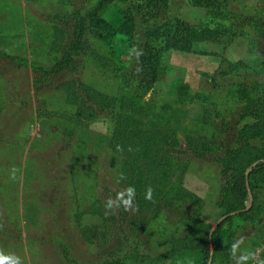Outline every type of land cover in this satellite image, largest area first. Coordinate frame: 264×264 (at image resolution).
Instances as JSON below:
<instances>
[{
	"label": "rangeland",
	"instance_id": "obj_1",
	"mask_svg": "<svg viewBox=\"0 0 264 264\" xmlns=\"http://www.w3.org/2000/svg\"><path fill=\"white\" fill-rule=\"evenodd\" d=\"M94 2L0 0V53L28 61L0 57V252L18 257L20 264H204V253L186 250L156 262L174 240L188 236L185 224L196 211L192 202L159 201V215L153 216L138 210L134 198L135 211L105 215V201L131 185L117 183L124 159L109 144L114 114L97 98L88 102L89 118L81 117V87L109 97L134 88L146 78L142 43L155 22L178 18L202 28L218 21H210L212 9L224 11L220 22L229 29L227 43L208 45L205 55L167 52L160 79L143 97L163 113L160 131L173 132L178 141L157 146L160 157L169 152L167 158L179 165L173 182L199 198L198 220L215 226L224 215L220 205L231 179L226 160L248 147L264 149V138L241 137L264 108V0H221L212 9L172 0L157 21L136 14L134 48L116 39L113 58L105 43L87 34V52L59 66L77 17ZM104 19L116 24V9ZM34 63L43 70H34ZM53 68L57 71L47 72ZM183 85L193 103H179ZM239 89L246 96L237 94ZM178 111L182 114L175 117ZM253 199L261 207L259 221L234 218L217 229L215 245L220 237L221 242L212 264H235L230 248L236 241H241L237 258L253 253L264 260V185L253 191ZM90 230L98 234L93 243ZM145 257L152 260L142 261Z\"/></svg>",
	"mask_w": 264,
	"mask_h": 264
},
{
	"label": "trees",
	"instance_id": "obj_2",
	"mask_svg": "<svg viewBox=\"0 0 264 264\" xmlns=\"http://www.w3.org/2000/svg\"><path fill=\"white\" fill-rule=\"evenodd\" d=\"M171 1L134 0L131 7H124L123 5L128 4L130 0H95L85 15L77 17L72 42L59 66L64 65L63 63H67L69 66L74 54H79L82 51L87 52V45L84 42L87 34H94L105 43L113 58L117 54V47L114 44L116 39H122L130 49L134 48L137 27L136 14H140L146 20L157 21L162 15H165ZM186 2L197 7L212 9L215 5L220 6L221 0H186ZM113 8L118 13L116 24L104 19L106 12ZM223 15L224 11L220 7L212 9L209 14L210 21H218L213 23L214 26L202 28L189 26L178 18H166L161 22H155L154 26L144 34L142 43L143 50L140 61L146 78L138 81L139 83H136L134 88H125L118 95L109 97L101 96L98 92L90 93L84 85L81 87L80 99L82 102L80 107L82 109H79L78 112L81 117L89 118L88 112H86L89 111L88 102H95L98 98L101 107L110 110V113L114 114L116 118V127L109 144L115 153L123 156L122 173L126 177L124 181L135 188L138 210L150 211L153 216H158L159 201L162 200L171 205L180 204L181 206L184 203L188 204L189 201L195 206L196 211L190 221L185 224L188 230L186 239L174 240L171 250L156 259V262L170 260L179 252L186 250L204 253L207 259L204 264H208L211 252L216 253L220 248L221 237L218 245H215V233L213 249L210 245V234L214 226L200 222L197 218L198 211L202 208L199 198L189 190H185L180 181L173 182L174 171L179 165L167 158L169 152H164V157H160L157 146L168 143L176 145L178 141L173 132L170 135L160 131L157 120L162 119L163 113L156 112L155 103L143 101V97L153 91L155 84L160 79L167 52L178 51L205 55V48L208 45L227 43L229 29L220 22ZM91 54L94 55L93 52ZM121 56H127V53H123ZM0 57L17 60L22 65L28 64L27 60L17 59L8 54L0 53ZM95 59L100 61V57L97 55ZM32 67L36 71L43 70L36 63L32 64ZM56 71L53 68L47 72L54 73ZM188 88L187 85L181 86L179 103L184 105L193 103L194 100L190 97ZM237 94L242 97L246 96L247 92L244 89H239ZM91 109L93 110V106ZM163 109L169 108L164 106ZM181 114L178 111V115L177 112L173 115L180 117ZM255 117L256 123L245 126L241 131V137L246 139L264 138V108ZM118 146L122 150H117ZM225 165L228 170H231V179L224 190L220 207L225 211L223 217L227 218L219 225L218 230L231 224L234 218L249 220L257 224L261 216V207L255 205L253 191L264 185V149L248 147L240 150L228 158ZM149 186L153 189L152 200L145 199L146 189ZM86 234L90 243H93L94 238L98 236L97 233H91V230ZM141 259L142 261L152 260L148 257Z\"/></svg>",
	"mask_w": 264,
	"mask_h": 264
},
{
	"label": "clouds",
	"instance_id": "obj_3",
	"mask_svg": "<svg viewBox=\"0 0 264 264\" xmlns=\"http://www.w3.org/2000/svg\"><path fill=\"white\" fill-rule=\"evenodd\" d=\"M117 150H122L118 146ZM15 177L13 176V179ZM126 177L123 173L119 175V178L117 180V183L125 180ZM135 188L134 187H127L126 189H123L120 192H117L116 197L113 199L109 197L105 201V215L114 213L115 211L119 209H123L125 212L128 211H135L134 206V198H135ZM153 195V189L149 186L146 189V200H152ZM241 241H236L231 245L230 248V255L235 260V264H248L249 260H254L255 264H264V260H257L256 256L253 253H241L239 257L237 258V253L239 250V245ZM0 264H20V260L18 257L15 256H6L2 252H0Z\"/></svg>",
	"mask_w": 264,
	"mask_h": 264
},
{
	"label": "water",
	"instance_id": "obj_4",
	"mask_svg": "<svg viewBox=\"0 0 264 264\" xmlns=\"http://www.w3.org/2000/svg\"><path fill=\"white\" fill-rule=\"evenodd\" d=\"M227 217H223L212 229L211 231V234H210V245H211V248L213 249L214 247V244H213V235L215 233V231L218 229L219 225L223 223V221L226 220ZM213 258H214V252L212 251L211 252V256H210V260L208 262V264H212L213 263Z\"/></svg>",
	"mask_w": 264,
	"mask_h": 264
}]
</instances>
